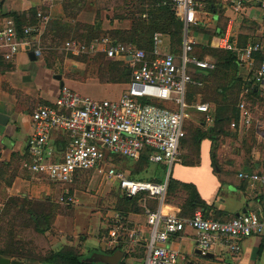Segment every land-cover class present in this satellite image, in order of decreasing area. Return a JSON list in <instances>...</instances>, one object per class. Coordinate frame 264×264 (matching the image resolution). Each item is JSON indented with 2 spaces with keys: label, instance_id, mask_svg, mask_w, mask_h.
<instances>
[{
  "label": "built area",
  "instance_id": "1",
  "mask_svg": "<svg viewBox=\"0 0 264 264\" xmlns=\"http://www.w3.org/2000/svg\"><path fill=\"white\" fill-rule=\"evenodd\" d=\"M170 4L183 23L179 52L169 50L166 35L159 31L152 36L150 52L131 42H111L108 37L88 44L76 40L64 41L63 48L75 56L103 53L107 59L124 60L130 78L115 99H96L66 85L60 87L53 102L41 104L31 113L32 134L27 141L26 158L21 163L24 170L36 177L70 185L80 172L102 170V165L112 155L136 159L146 149L149 161L168 168L163 181L132 179L115 166L104 171L106 179L116 182L123 195L141 197L148 231L129 229L124 242L144 247L142 264H190L184 255L167 245L170 237L186 229L195 232V248L201 254L223 247L235 255L241 250L244 238L264 235V217L254 211L220 220L202 209L190 215H180L166 203L169 169L179 159L181 141L185 138L184 123L191 114L190 110L203 113L206 120H210L207 103L197 101L191 104L186 99L192 87L202 86L200 80L193 78L189 67H214L207 58L198 60L188 55L195 43L187 33L188 25L195 20L194 0H170ZM36 15L39 25L22 27L23 36H19L14 19H4L0 29V46L4 49L5 60H13L22 47L30 49L37 42L39 26L46 18L41 11H37ZM31 32H36V35L30 37ZM224 48L237 50L229 43ZM237 51L241 61L249 65H252L255 55L260 56L254 80L263 86L264 39L252 41ZM34 53L40 55L41 49L37 48ZM238 109V126L232 122L231 128L246 129L252 121L251 113L243 101L238 104ZM53 133L64 135L66 145L57 149L51 146ZM56 152L61 156H57ZM239 177L251 184L264 186V173L241 172ZM59 200L70 203L73 197L62 193ZM123 228L121 222L111 228L109 247L118 245L119 230Z\"/></svg>",
  "mask_w": 264,
  "mask_h": 264
},
{
  "label": "crops",
  "instance_id": "2",
  "mask_svg": "<svg viewBox=\"0 0 264 264\" xmlns=\"http://www.w3.org/2000/svg\"><path fill=\"white\" fill-rule=\"evenodd\" d=\"M60 1L0 0V13L16 12L20 14L33 8L36 13L41 11L46 18V21L41 22L39 26L37 42L30 49L22 47L13 60L4 59V49L0 46V114L7 117L5 124L0 123V166H2L0 186L3 192L7 191L9 196H15L21 189L35 193L48 190V186L34 183L26 175H23L20 165V159L26 155L27 141L32 134L31 113L37 104L53 102L59 93L61 81L66 86H68L66 83L69 82L71 86L68 87L73 90L88 84L66 79L61 74H54L52 68H47L44 59L41 58L42 41L51 37L47 35L49 33L48 25L63 16L62 2ZM211 6L212 10L206 9L201 13L200 28H203L204 31L200 29L189 32V37L195 43L224 50H227L224 45L229 43L238 50L252 41L264 39V0H213ZM5 18L8 17H4L0 21V29L3 27ZM117 23V20H113L109 25H117ZM37 48L41 49V54H35V60L29 59V52H34ZM237 50L233 51L237 56V76L241 77L244 82L240 88V96L245 95L246 100L243 102L249 111L253 105L254 108L260 109L264 113V85H259L254 80L258 61L254 59L252 65L241 61ZM55 75H60L61 79H56ZM248 82L255 88L252 94L247 95L249 91L246 89V83ZM256 122L257 125L254 124V130L249 135L244 129H237L240 132L244 131L241 135L243 136L242 145H239V149L231 150L225 144L217 149L216 166L212 165L211 160L209 161L211 142L208 139L201 140L198 152L189 145L180 151L177 160L180 164L177 166L181 167L177 168L178 170L190 168L191 179L183 180L171 177L184 183L193 184L199 197L209 207L205 212L213 213L220 220H229L248 211H254L260 217H264V186L258 183L251 184L239 177L241 172L264 173V131H259L264 128V121L257 119ZM252 123L251 121L250 127ZM61 136L59 133H53L50 137V144L55 149H57V145L63 147L62 142L56 140V137ZM204 140L209 141L205 170L200 159L202 156L201 143ZM56 153L57 156H61V153ZM81 173L83 172L78 173L76 178ZM7 176L13 177L10 186L4 185V178ZM60 185L65 186L64 184ZM70 185H66L67 188L62 193L73 197L69 192ZM186 197V191H179L176 196L172 197L177 201H169V207L177 213L185 210ZM73 202H75L74 197ZM151 204L154 205L153 202ZM119 219L123 224L122 217ZM129 220H131L129 229L138 228L147 233L148 228L144 215L131 214ZM125 244L128 245L126 242ZM167 245L184 255L186 260L192 264H264V235L244 238L241 241V250L235 255L223 247H218L212 252L214 254L212 259L203 258L195 253V232L192 229H186L183 233L170 237ZM143 255L139 261L131 264H142Z\"/></svg>",
  "mask_w": 264,
  "mask_h": 264
},
{
  "label": "rangeland",
  "instance_id": "3",
  "mask_svg": "<svg viewBox=\"0 0 264 264\" xmlns=\"http://www.w3.org/2000/svg\"><path fill=\"white\" fill-rule=\"evenodd\" d=\"M89 1L92 3L91 5L88 4ZM60 2H62V0ZM131 2L132 0H126V2H124V0H88L86 5L78 11L74 18L67 17L65 20L73 24L77 22L93 23L96 11H99L103 19L102 27L104 30L111 31L113 29H127L130 26L129 20L120 19L117 20V25L114 24L111 26L109 25V19L113 15L122 16L125 14V3ZM104 37H110L109 33ZM66 40H71V38L58 40L56 47L53 46L54 44L51 45L49 39L42 41L43 51L41 58L44 59L48 56L52 65L53 73L61 74L64 78L72 79L79 83H88L75 89L81 94L96 99L117 98L124 90L125 83H111L107 77H101L98 73L94 74L92 69H89L94 67V65H89L88 61L82 62L78 60L79 58L83 59L84 56H87L88 54L75 56L68 53L63 48L64 41ZM166 44L170 49L172 45L169 38H167ZM180 48V46L175 45L174 53L179 52ZM97 54L98 53L89 54V56L98 57L100 53ZM66 84L71 86L69 82ZM218 86L219 85L213 82V79L210 80V78H207L205 84L196 92V101L193 103L203 101L209 105L212 104L213 100L220 98V95L216 93V87ZM242 100H246L244 96L239 95L234 98V106L237 107L236 105ZM41 104L42 103L39 102L37 106ZM211 110L212 108L210 111ZM250 111L252 113L253 123L251 127L249 126L247 129H244L248 135L254 130V124L257 125V119L264 121L263 111L254 108L253 105H251ZM190 112L191 116L186 122L188 137L186 141H181L182 143H185L183 147L186 145H192L190 137L193 129L200 128V130H205L208 125L213 123L212 119L207 121L204 114L197 113L194 109H191ZM202 121H204L205 124H201ZM222 128L228 132V135L220 138L218 148L225 144V146H228L231 150L239 149V145H242L241 141L243 136L241 135L244 131L240 132L232 129L228 122H225ZM259 131H264V128L259 129ZM183 147L180 151H182ZM207 147H209V141H202V156L200 159L204 170L207 165ZM193 150L196 151L195 148ZM210 160L209 157V161ZM178 164L180 163L176 161L172 165L169 169L168 177L171 174L174 178L183 180L191 179V169L185 168L186 170H178V168L181 167L177 166ZM110 166H115L128 175L135 174L138 178L150 177V173L155 171L160 172L164 180L168 171L166 166L154 163H152L151 166H142V168L137 171L139 165L136 160L126 157L121 158L119 156H110L102 165V170L94 169L83 172L75 182L68 187L75 202L67 204L60 202L59 200V195L67 188L66 185L63 186L46 178H38L30 175L22 168L23 175H26L30 181L34 183L36 182L37 184H44L48 186V190L46 192L39 191L35 193L33 191L31 192L21 189L15 195L17 198V201H15L17 202V205L14 206V202L9 201V194L7 191L5 190V192H3L0 186V227L4 226V234L8 237L9 232H11L18 251L22 252L25 256H29V258L36 262V264H44V258H48L52 253L60 250L79 254L84 260V258L94 250L115 249L117 244L110 247L108 246L109 231L115 225L120 224V222H117L119 219L117 217H122L121 214L124 212L125 205L117 183H111L105 177L104 171ZM8 178L9 177L7 176L4 179ZM167 200L170 202L177 201L172 197ZM167 200L166 203L169 204ZM30 211L35 213L42 212V214H47L49 216L46 224H42L48 225V230L44 233H39L35 229V221L28 215ZM140 215L142 216L143 214L141 213ZM137 223L139 224L140 222L138 221ZM125 228L126 227L124 226L123 229H120L119 234L127 239L128 231ZM103 242H105L106 245L103 244ZM122 246V250L128 254V257L126 258L128 264L139 261L138 256L141 251H139L138 247L141 245L130 242H128L127 245L124 242Z\"/></svg>",
  "mask_w": 264,
  "mask_h": 264
},
{
  "label": "trees",
  "instance_id": "4",
  "mask_svg": "<svg viewBox=\"0 0 264 264\" xmlns=\"http://www.w3.org/2000/svg\"><path fill=\"white\" fill-rule=\"evenodd\" d=\"M87 1L88 0H62L63 16L59 20L53 21L48 25L49 33H47V35L51 36L49 37L51 45L54 44L53 46L56 47L57 41L64 38H71V40H76L80 43L88 44L91 41L102 38L107 33H109L110 37L108 38L111 42H131L136 47L150 52V50L152 49V36L155 32L159 31L165 34L166 37L170 39L172 45L170 47V50L172 52L175 51V45L181 47L183 23L176 17L174 9L170 4V0H132L131 3H125V14H123L122 16H111L109 19V23L112 24L113 20L127 19L130 21V26L127 29H113L111 31H106L103 29V19L99 11H96L93 23L77 22L73 24L64 19L67 17L74 18L78 11H80L81 8L86 5ZM124 2H126V0H124ZM194 2L195 20L193 23H190L188 25V35L192 30H203V28H200L201 13H203L202 11H206V9L212 10L211 3H213V0H194ZM88 4L91 5L92 3L89 1ZM4 17H11L15 20L19 36H23L22 27L27 25L37 27L39 25V19L37 18L36 11L33 8L28 10L27 12H23L20 14L16 12H10L6 14L0 13V21ZM35 35L36 32H31L29 34L30 37ZM188 55L198 60L207 58L214 65L212 69H202L196 66L189 67V71L193 78L196 80H200L202 82V86L205 84L207 78H210V80L213 79V82L219 85L218 87H216V93L220 95L219 99L213 100L212 104L210 105L208 104L209 111L207 115L210 117V119H212L213 123L211 125H208L205 130H200V128L193 129L190 138L192 142L191 147H193V149L195 148L196 152L199 151V144L201 140H210L211 162L213 166H216V151L220 143V138L222 136L228 135V132L223 130L222 128L223 124L225 122H228L231 126V123L235 122L238 126L239 109L238 105H236L237 107L234 106L233 100L240 95V88L244 84V82L241 77L237 76V56L233 51L211 47L206 44L193 43ZM98 57L89 56L88 54L87 56H84L83 59L79 58L78 60L82 62L88 61L89 65H94V67L89 66L91 67L89 69H92V72L94 74L98 73V75L101 77H107V79L111 83H125L129 80L130 77L126 74L128 66L124 60L107 59L103 53H100ZM105 59L108 61H106ZM255 60L258 61V67L261 61L260 56L255 55ZM44 63L47 68H52L48 56L44 58ZM250 82L246 83V89H248L249 91L247 95L249 93L252 94V91L254 92L255 88V86H252ZM202 86H194L189 90L186 98L189 103L192 104L194 101H196V92ZM243 96L245 97V95ZM211 108L212 110L210 111ZM190 116L191 114L186 118L184 123L185 141L188 137L186 122ZM201 124H205V122L202 121ZM56 140L62 142L63 146L66 145V138L64 137V135H62L61 137H56ZM184 145V142L181 143L180 149ZM58 146L60 145H57V147ZM26 155H24V157L20 159L21 163L26 158ZM112 156L117 157L119 155ZM119 157L122 158L123 156ZM133 160H136L139 165V169L137 171H139L142 166L146 167L152 165V162L148 159V152L146 149L140 153L138 158ZM154 164L159 165L158 163ZM1 173L2 166H0V175ZM129 176L130 178L136 180L146 179L145 181H163V177L160 172L155 171L151 172L150 177L147 178H138L135 176V174H131ZM12 178L13 177L11 176L8 179H4V184L6 186H10ZM182 190L186 191L187 197L185 199L184 205L186 208L185 210L179 212L180 215H190L194 211L202 208H204V211L209 209L206 203L199 197V194L193 184L178 181L172 178L170 174L167 182L166 200L170 197L176 196V194ZM121 197L125 205L124 212L121 214L122 219L124 220L123 225L128 231L129 227L131 226L129 225V221H131L129 220V216L131 214L140 215L142 213L141 197L136 196L129 198L123 194ZM8 198L9 201L14 202V206L17 205V202H15L17 201L16 196H9ZM28 215L35 221V229L39 233H44L46 230H48V225H42L43 223L46 224L47 219L49 218L47 214H42V212L35 213L30 211ZM3 227L4 226L0 227V256L9 259L21 260L25 263L36 264V262L29 258V256H25L22 252L18 251V248L15 245L16 243H14L13 241L14 239L12 237V233L9 232V236L7 237V235L4 234ZM118 241V245L115 249H123L122 244H124V237H122L121 234ZM103 244L106 245L105 242H103ZM115 249H103L94 251L102 253H112ZM138 249L139 251H141L138 257L141 258L144 253V247L139 246ZM127 257L128 254L125 253L124 258L119 262V264H127ZM82 260L83 257L81 255L66 250L56 251L52 253L48 258L43 259L44 264H86Z\"/></svg>",
  "mask_w": 264,
  "mask_h": 264
},
{
  "label": "water",
  "instance_id": "5",
  "mask_svg": "<svg viewBox=\"0 0 264 264\" xmlns=\"http://www.w3.org/2000/svg\"><path fill=\"white\" fill-rule=\"evenodd\" d=\"M29 59L35 60L36 56L33 51L29 52ZM129 75V71L126 72ZM55 78L60 80V75H55ZM63 86V82H60V87ZM7 121V117L0 114V123L5 124ZM239 215V214H238ZM195 253L197 255L202 256L203 258L212 259L214 258V254L211 252H207L205 254H201L199 250H196ZM125 252L121 248L115 249L112 253H102L98 251L91 252L87 257L84 258L83 262L86 264H119V262L123 259ZM0 264H33V263H25L21 260L17 259H9L3 256H0Z\"/></svg>",
  "mask_w": 264,
  "mask_h": 264
}]
</instances>
